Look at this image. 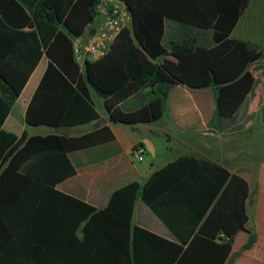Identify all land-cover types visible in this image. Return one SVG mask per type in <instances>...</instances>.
Instances as JSON below:
<instances>
[{"label":"trees","instance_id":"trees-1","mask_svg":"<svg viewBox=\"0 0 264 264\" xmlns=\"http://www.w3.org/2000/svg\"><path fill=\"white\" fill-rule=\"evenodd\" d=\"M102 1L0 0V79L11 92L0 94V264H225L249 221L250 189L242 176L181 156L145 184L116 190L98 209L58 189L77 175L59 134L19 139L3 129L46 55L26 113L31 126L73 128L99 120L90 88L114 123L159 122L176 85L214 89L217 116L235 115L254 86L250 66L264 59L263 47L232 37L252 0H120L131 11L130 27L104 57L81 67L73 41L92 30ZM166 18L211 30L214 45L188 38L166 49ZM147 88L146 106L120 109ZM138 198L174 240L133 224ZM256 240L251 233L244 248Z\"/></svg>","mask_w":264,"mask_h":264},{"label":"crops","instance_id":"crops-1","mask_svg":"<svg viewBox=\"0 0 264 264\" xmlns=\"http://www.w3.org/2000/svg\"><path fill=\"white\" fill-rule=\"evenodd\" d=\"M182 24L187 25L169 18L165 19V34L162 41L165 48L166 41L169 42L168 48L172 42H179L176 39L178 30L183 27ZM205 31H209L208 34L213 42L212 31ZM232 37L251 41L264 48V0L251 1L233 30ZM193 39H196L197 46H200L198 38ZM48 62L49 60L44 56L21 95L15 100L16 105H20L21 119L13 117L14 106H12L11 113L3 125L5 131L17 135L19 139L58 134L56 128L46 126H39L48 129L43 133L31 134L26 129L29 126L35 127L26 122V113L45 74ZM249 70L255 80L254 86L238 111L230 118L217 116L214 89H191L185 85H176L166 94L164 115L159 122L137 125L114 123L106 111L105 100L102 98L103 101L98 107L93 100L91 91L93 89L90 88L91 99L100 119L71 128L69 136L59 134L77 170V175L59 184L58 189L98 209H103L109 204L116 190L132 182L145 184L155 171L181 156L220 164L246 179L250 189L247 201L249 221L246 229L236 236L232 253L225 264H264V132L261 135L251 133L252 127L264 129V59L253 63ZM93 91L97 94L95 90ZM149 93V88L135 93L120 104V109L129 113L146 106L150 100ZM0 94L11 95L1 79ZM102 122L104 123L101 124ZM163 123L164 126H161ZM213 124L216 125V141L212 142V146H207L205 128H210ZM167 125L176 127L179 132L185 133L186 137L180 140L178 148H167V151L157 158L152 155L149 145L141 140L140 134L147 132L152 138H170ZM189 133L193 134L189 135ZM222 135L228 136L225 141L228 144V164L220 163L217 157L218 150L224 149L222 147L224 142L220 140ZM139 144L143 145L145 155L151 161L147 169L134 166L135 158L132 156V151ZM210 148L215 149L213 156L207 151ZM146 157L144 156L142 162ZM163 158L164 161L160 163ZM133 224L166 239L174 240L166 226L141 198L136 201ZM251 233L256 235L257 240L253 247L245 249L244 246L249 241Z\"/></svg>","mask_w":264,"mask_h":264},{"label":"built area","instance_id":"built-area-1","mask_svg":"<svg viewBox=\"0 0 264 264\" xmlns=\"http://www.w3.org/2000/svg\"><path fill=\"white\" fill-rule=\"evenodd\" d=\"M99 15L92 26L95 34L87 33L74 41V57L83 67L86 61H97L111 49L119 34L131 25V15L126 4L120 0H103L98 7ZM132 156L142 162L145 156L143 146L133 148Z\"/></svg>","mask_w":264,"mask_h":264},{"label":"rangeland","instance_id":"rangeland-1","mask_svg":"<svg viewBox=\"0 0 264 264\" xmlns=\"http://www.w3.org/2000/svg\"><path fill=\"white\" fill-rule=\"evenodd\" d=\"M183 25V24H182ZM209 31H205V30H201L198 29L196 27H192V26H188V25H183L182 28H180L178 30L177 33V41L179 42H183L184 40L188 39V38H198V44L200 46H204V47H211L213 45L212 39L209 36ZM169 42L166 41L165 45H166V49H168V44ZM92 94H93V100L96 103V105L98 107H100L101 102L103 101L101 97H99L93 90ZM216 105V103H214ZM13 117H15L16 119H21L20 117V105H16V103L14 102L13 104ZM23 121L21 120V123ZM164 126V123L161 125ZM167 127L169 128V133H170V138L168 137H164V138H152L150 137V135L147 132H143V134H140V138L141 140H143L144 142H146L149 145V149L152 152V155L159 158L161 156V153H164L167 151V148H172V149H176L178 148V143H180L181 139L186 137L185 133L179 132L178 129L176 127L173 126H169L167 125ZM28 130L29 133L31 134H35V133H43L45 131H47L48 129L45 127H28L26 128ZM251 133H254V135H261L264 132V129L261 127H252L251 129ZM188 134V133H187ZM193 133H189V135H192ZM205 140L207 143V146H212V142L216 141L215 140V135H216V125H212L210 126V128H205ZM228 136L226 135H222L220 136V140H222V142H224V144L222 145V147H224V149L222 148V150H218L217 153V157H218V161L220 163H224V164H228L229 163V155H228V150H227V146L228 144L225 143V141H227ZM256 142V140H254V143ZM221 148V146H220ZM215 149L210 148L207 151H209L211 153V155L213 156V151ZM222 152V153H221ZM146 157V155H145ZM164 161V158L161 159L159 162L162 163ZM134 162V166L137 168H142V169H147L148 166L150 165V160L149 158L146 157L144 162H140L138 160H133Z\"/></svg>","mask_w":264,"mask_h":264},{"label":"water","instance_id":"water-1","mask_svg":"<svg viewBox=\"0 0 264 264\" xmlns=\"http://www.w3.org/2000/svg\"><path fill=\"white\" fill-rule=\"evenodd\" d=\"M127 8H128V6H127ZM128 10H129V8H128ZM129 12H130V15H131V11L130 10H129ZM90 34L93 36L95 34V31L94 30H91ZM46 58L49 60V58H48L47 55H46ZM103 123L104 122H102L101 124H103ZM121 124H123V123H121ZM125 125H127V124H125ZM56 132L58 134H64L66 136H69L70 133H71V128H56Z\"/></svg>","mask_w":264,"mask_h":264}]
</instances>
